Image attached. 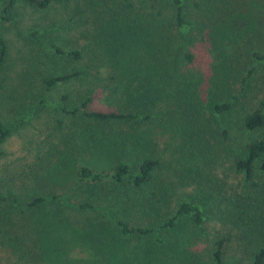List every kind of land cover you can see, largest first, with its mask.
Here are the masks:
<instances>
[{"label":"trees","instance_id":"1","mask_svg":"<svg viewBox=\"0 0 264 264\" xmlns=\"http://www.w3.org/2000/svg\"><path fill=\"white\" fill-rule=\"evenodd\" d=\"M262 65L264 0H0V158L48 119L2 249L50 261L73 214L95 264H264Z\"/></svg>","mask_w":264,"mask_h":264},{"label":"rangeland","instance_id":"2","mask_svg":"<svg viewBox=\"0 0 264 264\" xmlns=\"http://www.w3.org/2000/svg\"><path fill=\"white\" fill-rule=\"evenodd\" d=\"M245 4L249 3L252 0H244ZM54 13V12H53ZM52 13V14H53ZM35 17L33 15L32 19H26V24H29L35 20ZM16 47L20 48V43L15 41ZM14 45V46H15ZM258 45L261 46V42H258ZM23 47V43H22ZM260 48V47H259ZM198 49L204 53L206 50V46L204 44L203 49L198 46ZM206 59V58H205ZM257 75L261 77L264 81V65L259 67V71L257 72ZM68 90H73V87H69ZM99 93V90H96L94 96V105L95 108H104L102 99L103 96L97 95ZM54 98L57 96V89L52 93H50ZM255 97H261L260 93L258 91L253 92L252 99ZM53 105H56L55 103H52ZM48 121L46 114H42V118L38 120L37 122H34L32 126H24L21 128H18L16 132H14V136L9 139V141L5 144L4 152L5 155L0 158V192L6 193L8 190H12L14 192H21V189L25 187L29 191L32 190L31 187V181L29 180V169H30V163L32 161V154L33 151L30 150L31 148L34 150L37 146H35L34 143L29 144L27 140L30 138L35 139L36 141L41 142V140L47 135L48 129L47 126H44V122ZM166 143V139L159 138V146L163 147V145ZM162 149V148H161ZM90 164L103 166L104 161L97 162L94 160H89ZM227 167V165H225ZM226 176L229 184H227L228 187L231 188V186H236L239 178L238 175H236L232 170L230 171L229 168L224 169L222 171ZM68 184H71L68 182ZM57 191V187H56ZM208 191L202 192L204 196ZM182 193L185 194L183 196L184 198H187L190 200L188 196H192L194 198H197V195L199 193L195 192V190L192 187L185 188ZM201 193V194H202ZM173 207V205H171ZM215 209V208H213ZM212 209V210H213ZM71 226L74 227V230H70L68 227L61 228L57 230V235L54 237L57 238L53 245L52 254L48 259H51L50 261L47 259L42 258L39 264H95L90 262L92 257L90 256V253L86 250V248H81L83 246L80 242H83L81 237V233L78 231L77 234L79 235L78 238L76 237L75 231L77 229L80 230L79 224L82 223V220H80V217L77 215L71 214ZM80 220V221H78ZM210 224V228L207 229L206 233L209 234L215 232L216 230L220 229V223L213 218ZM34 227V226H33ZM19 230L21 231L22 228L20 227ZM204 235V234H203ZM53 244V240L51 241ZM231 249H230V256L234 259L231 261H237L236 264H244L246 261H241V254L238 252L236 248L235 243H231ZM86 247V246H85ZM25 262L29 261H22L17 260V256L13 253H6L2 247L0 246V264H24ZM31 264V263H29Z\"/></svg>","mask_w":264,"mask_h":264}]
</instances>
